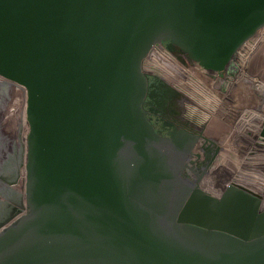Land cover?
I'll return each instance as SVG.
<instances>
[{
  "label": "water",
  "instance_id": "obj_1",
  "mask_svg": "<svg viewBox=\"0 0 264 264\" xmlns=\"http://www.w3.org/2000/svg\"><path fill=\"white\" fill-rule=\"evenodd\" d=\"M263 28L264 0H0V76L28 125L0 264H264V195L197 190L196 138L170 146L142 107L156 43L224 76Z\"/></svg>",
  "mask_w": 264,
  "mask_h": 264
},
{
  "label": "rangeland",
  "instance_id": "obj_2",
  "mask_svg": "<svg viewBox=\"0 0 264 264\" xmlns=\"http://www.w3.org/2000/svg\"><path fill=\"white\" fill-rule=\"evenodd\" d=\"M264 33V28L259 30L253 37L249 38L248 41H255L259 39L262 34ZM245 41V42H246ZM244 42V43H245ZM243 43V44H244ZM239 48L234 61L232 63V66L225 72L224 76H220L218 73H214L211 71L206 70L203 66H201L198 62L192 61L190 63L189 61L183 63V67L185 66H193L190 68L191 75L189 74L188 77L194 78V80L197 82H193L197 85V87H194V90L196 89V93L198 96V82H202L205 86L206 90V100L207 103L211 99V95L216 97V84L220 83L215 81L216 79L222 78H230L233 75V67L236 66V59L239 55H241V58H245L247 51H242V48L244 45ZM189 62V64H188ZM186 64V65H185ZM196 65V66H195ZM202 69V70H201ZM246 70L245 72L251 75L252 78L249 79H243L241 82H248L249 84L256 85L260 84L259 82L264 83V42L259 44L256 48V50L253 52L252 56L250 57L249 63L244 68ZM206 71V72H205ZM208 71V72H207ZM200 72V73H199ZM208 74V75H207ZM214 75V76H213ZM196 76V77H195ZM213 77V78H212ZM3 80V82H2ZM4 80L0 78V113L4 114L6 117L4 119V124L2 127L6 129L4 132V129L1 131V134L3 135L5 141L9 142L8 149L4 150V156L7 157V159H11L12 157L16 156L15 159H17V162L21 161V156L23 154V132L24 129H19L16 131V135L14 134L15 131H13L14 122L18 117L17 114H20L21 112V106L22 103L16 102V97L18 94L14 93L10 88L4 86ZM240 82V83H241ZM239 83V82H238ZM174 87H176L180 92H183V96L186 98V100L190 101L194 98V94L191 96L188 92L183 91V88L188 85V82L184 83L186 85L178 87L176 83H170ZM190 84V83H189ZM261 89H263L261 87ZM258 98L257 101L255 98L253 100L248 101V112L246 115H244V112H241L238 115V118H236V122L239 121V128H234L233 130H225V124H219L218 119L215 116V111H212L213 109H217V105L215 101H210L209 105L212 109L207 107L209 111H207L208 117H214V120L211 125L215 124L212 129L213 133L209 134L208 131H205V134L209 135V137H212L216 141L225 142L222 150H221V157L220 159L214 164L211 169L207 172L206 176L201 180V182L197 186V190H200L201 192L207 194L208 196L214 195L213 197H220L221 194L231 190V191H242L245 195H253L254 197H258L262 200V197L260 196V192H264V159H261V153L262 150L260 147L254 145L253 143H243L241 141V135H240V124L243 122V119H247V115H250L251 112H256L258 117L255 118V122L258 123H264V92L258 91ZM255 95V94H254ZM225 93L223 94V97H225ZM230 96V95H229ZM228 96V98H229ZM195 99V98H194ZM263 101V103H262ZM213 104V105H212ZM18 109V110H17ZM260 111V112H259ZM259 113V114H258ZM261 115V116H260ZM263 115V117H262ZM241 116H243L241 118ZM261 118V119H260ZM218 124V125H217ZM199 126L197 125V128ZM202 128L203 124L201 125ZM200 127V128H201ZM217 128V129H216ZM7 137H5V135ZM213 134V135H212ZM254 136L255 138V134ZM15 139V141H14ZM4 141V142H5ZM20 142V143H19ZM15 145V149H12V147ZM13 153L15 155H13ZM258 159L255 163H253V159ZM250 159V160H249ZM254 160V161H255ZM219 166L218 170L217 167ZM217 170V171H216ZM20 175V174H19ZM20 179V176L19 178ZM19 183V180H18ZM208 189L207 191L205 189ZM17 189L22 190L19 186H17ZM215 193V194H212ZM217 195V196H216ZM24 211L18 212L15 214L14 217H18L22 214H24Z\"/></svg>",
  "mask_w": 264,
  "mask_h": 264
},
{
  "label": "flooded vegetation",
  "instance_id": "obj_3",
  "mask_svg": "<svg viewBox=\"0 0 264 264\" xmlns=\"http://www.w3.org/2000/svg\"><path fill=\"white\" fill-rule=\"evenodd\" d=\"M262 42H264V33L259 39L255 41H246L243 44L244 47L242 48V51H247L245 53L246 56L243 59L248 61L250 54L253 53L257 46ZM169 43L170 42L167 40L161 42V44L167 48ZM177 49L178 48H175L173 50L176 51ZM170 64L171 65L168 66L166 75H164V79L157 74H146L148 78L147 92L142 107L146 112V117L152 123L161 138L170 146L178 143L179 139L182 137L192 136L193 138H196L197 141L192 147L188 165L192 174L190 178L193 179V176L195 178H201L198 182L199 184L211 167L220 159L221 150L225 142L216 141L212 137H209V135L205 134L206 130L209 134L213 133L212 129H214L213 126H215V124H211L214 120V117H208L207 111L205 114H200L199 110L194 108V93L197 92L196 89L194 90V87H197L196 84L193 82H188V85L183 88V91L188 92L191 96L194 94V98L190 101L186 100V98L183 96V92H180L176 87L170 84L176 83L178 87L186 85L184 84L186 82H181L180 80L174 79L176 75L173 71V68L177 62L173 61ZM233 71L232 77L226 79L219 78L215 81L222 82L223 84L226 83L227 85L232 86L235 83L234 81L248 79L247 77H238V71L236 68L235 70L233 69ZM3 84L5 87L10 88L14 93H18L17 90L12 87V85L7 84V80H4ZM261 86H264V83H261ZM210 97V101L217 99L213 95ZM210 101L207 103L208 106H210ZM5 117L6 116L4 114L0 113V228L7 223L10 216L14 215L17 211H22V197L19 189H17V186L19 180L18 178L20 176V169L23 163V154L21 156L22 159L20 162L16 161V156L12 157V159L11 156L10 159H7V157L4 156V150L8 149L9 147V142L7 143L1 134L3 129L4 132L6 131V129L2 127L5 122ZM17 117L18 118L13 121L14 125H12L15 127L13 128L15 135L16 131L21 129L19 114H17ZM249 122L251 125L252 120H249ZM202 124L205 126L204 128L201 127ZM197 125L199 126L198 128ZM5 137L7 136L5 135ZM15 148L16 147L14 145L12 149ZM13 155L15 154L13 153ZM218 168L219 166L217 167V170ZM237 192L243 193L241 191Z\"/></svg>",
  "mask_w": 264,
  "mask_h": 264
},
{
  "label": "built area",
  "instance_id": "obj_4",
  "mask_svg": "<svg viewBox=\"0 0 264 264\" xmlns=\"http://www.w3.org/2000/svg\"><path fill=\"white\" fill-rule=\"evenodd\" d=\"M173 61L177 62V66L183 67V63L187 62L188 59L185 56V54L179 50V48L176 51H171L166 46L162 45L161 43H156L150 50L149 54L143 59L142 61V69L146 74H157L161 76L164 79V75L167 73L168 66L171 65ZM1 77V76H0ZM6 80V79H5ZM9 81V80H8ZM10 84L14 89L17 90L18 96L16 97V102L23 101V98L26 97V89L23 85H20L19 83H16L14 81H9ZM260 84H257V89L264 92V86H261L262 82H259ZM261 87L263 89H261ZM263 103V101H262ZM26 109V105H25ZM247 113V112H246ZM244 113V115H246ZM243 116H241L242 118ZM247 119H243V122L240 124V135H241V141L244 143H253L254 145L261 148V159H264V136L262 135V131L264 129V123H259L257 125L258 121L255 122L254 117H259L256 112H251L250 115L246 116ZM251 117V118H250ZM249 120H252V124L250 125ZM239 124V121L237 122ZM237 129L239 126H236ZM252 134H255L252 136ZM253 159V158H251ZM253 159V163L258 161V159ZM25 212V211H24Z\"/></svg>",
  "mask_w": 264,
  "mask_h": 264
},
{
  "label": "crops",
  "instance_id": "obj_5",
  "mask_svg": "<svg viewBox=\"0 0 264 264\" xmlns=\"http://www.w3.org/2000/svg\"><path fill=\"white\" fill-rule=\"evenodd\" d=\"M225 84L222 82L216 84L215 90L217 99L214 101L215 103L217 102V109H213V111H215V116L218 115L216 116L218 123L222 125L225 124V126H223L225 130H233L234 128L236 129V118H238V115L244 111L248 112V101L253 100V98L257 101L259 93L257 90L259 91V89H257L254 84L250 85L249 82H246V84L245 82H235L232 86ZM198 85L199 93L198 96L195 94L194 108L198 109L200 114H205V112L208 111V104L205 98L206 85L204 86L202 82H199ZM224 93L227 96L223 97ZM209 108L212 109L210 106Z\"/></svg>",
  "mask_w": 264,
  "mask_h": 264
},
{
  "label": "bare ground",
  "instance_id": "obj_6",
  "mask_svg": "<svg viewBox=\"0 0 264 264\" xmlns=\"http://www.w3.org/2000/svg\"><path fill=\"white\" fill-rule=\"evenodd\" d=\"M256 50V49H255ZM254 50V51H255ZM185 54V53H184ZM253 53L250 54L249 58H248V61L247 60H244L243 58H241L240 56H238V58L236 59V70L238 71V74L237 76L238 77H243V78H252L251 75H249L248 73H246L244 70V68L246 67V65L249 63V60H250V57L252 56ZM185 56L187 57L188 61L190 63H192V59L189 58L188 55L185 54ZM188 62V64H189ZM240 62V63H239ZM186 65V64H185ZM194 66V65H193ZM193 66H185V67H179L177 65H175V67L173 68V71L176 75V77H174V79L176 80H180L181 82H196L194 80V78H190L188 77L189 74L191 75V70L190 68L193 67ZM196 66V65H195ZM235 68H233L235 70ZM202 70V69H201ZM206 72V71H205ZM208 72V71H207ZM200 73V72H199ZM208 75V74H207ZM214 76V75H213ZM196 77V76H195ZM213 78V77H212ZM240 78V79H241ZM234 82H241L240 80L239 81H234ZM249 82V81H248ZM22 105L21 106V112L19 114V122H20V125L22 127V129H24V132H23V150H24V153H23V163H22V166H21V169H20V179H19V183H18V186L22 189V190H19L20 191V194H21V210L22 211H26L27 210V205L25 203V181H26V172H25V161H26V135H27V131H28V125H27V122H26V114H25V105H26V97L23 98V101H22ZM260 112V111H259ZM259 114V113H258ZM261 116V115H260ZM263 117V115H262ZM259 118V117H258ZM261 119V118H260ZM16 187V186H15ZM207 187H205L206 189ZM207 191H209L208 189H206ZM212 194H215V193H212ZM242 195V193H239ZM260 195H264V192H260ZM214 195H212L213 197ZM217 196V195H216ZM223 196V195H221ZM228 197V195H227ZM248 197V199L252 200V201H256V198L253 196V195H250V196H246V198ZM216 199V198H214ZM15 210V209H14ZM12 211V210H11ZM15 212V211H13ZM250 212V211H249ZM5 213V212H4ZM8 213V212H7ZM188 218L189 219H194L196 217V212L194 210V207L193 208H190L188 210V212L186 213ZM5 215V214H4ZM248 215L250 216L249 218H251L254 213H248ZM201 216V215H200ZM254 217V216H253ZM239 226V225H237ZM242 230L245 229H250V227L248 225L245 224V228L242 227L241 228ZM238 229H233V231H235L237 234H240V231Z\"/></svg>",
  "mask_w": 264,
  "mask_h": 264
}]
</instances>
